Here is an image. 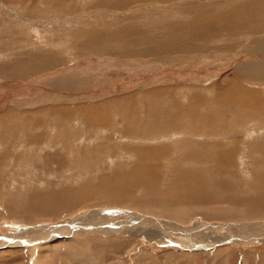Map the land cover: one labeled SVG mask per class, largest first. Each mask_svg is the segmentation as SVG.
<instances>
[{
	"label": "rangeland",
	"instance_id": "374dc122",
	"mask_svg": "<svg viewBox=\"0 0 264 264\" xmlns=\"http://www.w3.org/2000/svg\"><path fill=\"white\" fill-rule=\"evenodd\" d=\"M258 97L264 0H0V264H264Z\"/></svg>",
	"mask_w": 264,
	"mask_h": 264
},
{
	"label": "bare ground",
	"instance_id": "6f19581e",
	"mask_svg": "<svg viewBox=\"0 0 264 264\" xmlns=\"http://www.w3.org/2000/svg\"><path fill=\"white\" fill-rule=\"evenodd\" d=\"M199 12V11H198ZM196 13V12H195ZM202 14V13H201ZM215 14V13H214ZM210 15V14H209ZM213 15V14H212ZM230 17V16H229ZM216 18V17H215ZM206 19V18H205ZM219 19V18H218ZM226 19V18H225ZM217 20V19H216ZM194 21L196 22V20L194 19ZM205 21H207V20H205ZM218 21V20H217ZM223 21V20H222ZM198 22V21H197ZM214 22V21H213ZM236 22V21H235ZM218 23V22H217ZM220 23V22H219ZM209 24V23H208ZM207 24V25H208ZM236 24H238V23H236ZM215 26H216V23H215ZM218 28V27H217ZM227 30V29H226ZM230 31V30H229ZM238 30H236L235 32H237ZM133 32V31H132ZM135 32V31H134ZM234 32V33H235ZM232 33V32H231ZM181 34V33H180ZM219 34V33H218ZM220 35V34H219ZM134 36H135V34H134ZM221 37V36H220ZM115 38V37H114ZM156 39V38H155ZM109 40V39H108ZM114 41V40H113ZM119 41V40H118ZM236 85H234L233 86V84L231 85V88H230V90H228L226 93V97L222 100H219V103L220 104H222V103H226V102H228V103H230V102H240L241 103V101L242 102H244V100L245 101H247V100H249V99H251V94L249 93V92H247V91H245L244 89H242V88H240V87H235ZM229 87V86H228ZM227 87V88H228ZM257 97V96H256ZM215 98V97H214ZM228 98L229 99H232V100H228ZM238 98V99H237ZM237 99V100H236ZM218 100V99H217ZM255 100H257L258 102L259 101H261V103L259 104L260 106H261V109H262V111H264V98H255ZM210 101V100H209ZM214 102V101H213ZM249 102H250V100H249ZM252 104H254L253 102H251ZM246 104H248V103H246ZM255 104H258L257 102H255ZM228 105H230V104H228ZM254 107V106H253ZM256 107V106H255ZM250 108V110H252L251 109V107H249ZM258 109H260V108H257L256 110H258ZM235 134V133H234ZM238 134V133H237ZM230 135V134H229ZM233 136V134H231V137ZM239 137V136H238ZM233 140H235V139H233L232 138V141ZM232 141H231V143H232ZM229 143V142H228ZM149 151V150H148ZM161 151V150H160ZM157 152V151H156ZM144 153H146L147 154V152H144ZM143 153V150H138V152H137V157H140V159H141V157H143L144 155H146V154H144ZM151 154H152V152H150ZM159 153V152H158ZM135 154H136V152H135ZM153 154H155V153H153ZM148 155H149V153H148ZM157 156H158V154H156ZM146 160V159H145ZM134 168V167H133ZM144 168H146V170H143ZM132 171V172H131ZM130 172L131 173H129L128 175L129 176H125L123 173V175L122 176H113L112 178H113V181L111 180V182H109L108 183V185H111L112 184V186L111 187H109L108 186V188H107V186L105 187V189H106V191H107V189L109 190L108 192L110 193V194H113V195H116V197L117 196H123V194H129V189L127 190V188H123V186L126 184V182H130V181H132V182H130L131 184H133V182H135L134 184H133V186H140V185H143V183H150L151 181L149 180V179H151L152 177H153V175H152V173H150L149 171H150V169L149 168H147V167H143V166H140L138 169H133V170H131ZM221 172V171H220ZM117 173V172H116ZM128 173V172H127ZM118 175V174H117ZM120 175V174H119ZM147 176V177H146ZM146 181V182H145ZM129 183V184H130ZM106 185H107V183H106ZM188 186V185H187ZM195 186H196V184H195ZM149 187V186H148ZM193 187V186H192ZM196 188V187H195ZM198 188V187H197ZM152 189H154L153 188V186H152ZM206 188H204V190H205ZM132 190V189H131ZM183 190V191H182ZM181 190V192L180 193H185V195H186V197H188V199H190V198H192L193 199V197H192V195H195V199L196 198H199V196H200V194L202 195V193H200L201 192V190H199V189H192V188H190V186L188 187V188H183ZM203 190V189H202ZM204 192H207V191H204ZM174 193V192H173ZM155 194V193H154ZM158 196H160V197H163L162 199H163V201L164 200H166V201H171V203H173L174 202V199H176L175 197L177 196V195H179V193L175 196L174 194H170L169 192H166V193H156ZM197 194H199V196L197 195ZM157 196V197H158ZM171 196V197H170ZM180 196V195H179ZM206 198V197H205ZM144 199V198H143ZM158 199V198H157ZM161 199V198H160ZM179 199V198H178ZM180 199H182V197L180 196ZM144 200H147V202H144V201H137V203H141V205L142 204H144V206L145 207H149V208H154L155 206H157L158 205V202H159V200L158 201H148V199L147 198H145ZM162 201V202H163ZM262 201H264L263 200V198H262V200L260 201H256L258 204H259V202H262ZM161 202V201H160ZM159 202V203H160ZM162 202H161V204H162ZM164 203V202H163ZM175 203V202H174ZM163 205V204H162ZM166 205H167V203H166ZM257 205V204H256ZM168 206V205H167ZM143 207V206H142ZM164 209V211H165V208H163ZM171 209V208H170ZM167 210V209H166ZM174 214V213H173ZM171 215V214H170ZM166 228V227H165ZM149 233V232H148ZM151 233V232H150ZM152 234V233H151ZM150 234V236H152ZM57 236V235H56ZM154 236V235H153ZM2 240V239H1ZM24 241V240H23ZM16 242V241H15ZM19 242H21V241H19Z\"/></svg>",
	"mask_w": 264,
	"mask_h": 264
},
{
	"label": "crops",
	"instance_id": "0c3cea01",
	"mask_svg": "<svg viewBox=\"0 0 264 264\" xmlns=\"http://www.w3.org/2000/svg\"><path fill=\"white\" fill-rule=\"evenodd\" d=\"M79 241V240H78ZM120 264V263H119Z\"/></svg>",
	"mask_w": 264,
	"mask_h": 264
}]
</instances>
